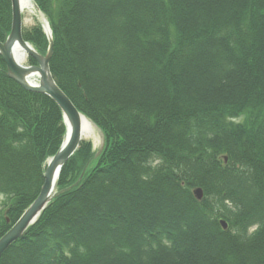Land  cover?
Returning <instances> with one entry per match:
<instances>
[{
  "label": "trees",
  "instance_id": "1",
  "mask_svg": "<svg viewBox=\"0 0 264 264\" xmlns=\"http://www.w3.org/2000/svg\"><path fill=\"white\" fill-rule=\"evenodd\" d=\"M33 2L51 74L104 144H80L0 264H264V0ZM12 18L0 0L2 43ZM23 37L47 55L40 23ZM66 133L0 57V239Z\"/></svg>",
  "mask_w": 264,
  "mask_h": 264
},
{
  "label": "water",
  "instance_id": "2",
  "mask_svg": "<svg viewBox=\"0 0 264 264\" xmlns=\"http://www.w3.org/2000/svg\"><path fill=\"white\" fill-rule=\"evenodd\" d=\"M11 1L13 16L12 31L5 43L0 42V57L7 67L9 77L13 81L28 92L46 95L57 103L63 112L67 133L61 149L49 161L44 176V185L39 197L12 229L0 239V259L15 243L24 237L31 226L36 224L50 202L59 194L64 193V191L57 192V184L61 171L84 141V124L82 121L84 116L56 84L51 74L50 61L54 52V43L50 26L47 24L48 29H44L49 41L48 53L46 56H42L24 40V19L21 9L22 0ZM17 49L23 50L28 58H32L36 62V65L25 66L19 63L15 56ZM33 79L37 80L38 83L33 84L31 82ZM194 196L198 201H202L204 197L202 189L195 190ZM221 225L225 231L228 230L226 221L222 220Z\"/></svg>",
  "mask_w": 264,
  "mask_h": 264
},
{
  "label": "rangeland",
  "instance_id": "3",
  "mask_svg": "<svg viewBox=\"0 0 264 264\" xmlns=\"http://www.w3.org/2000/svg\"><path fill=\"white\" fill-rule=\"evenodd\" d=\"M34 10L30 13V12H26L23 15V19H24V28L28 29L31 28L35 25H37L38 23H42L44 20V17L39 13V11L37 10V8L34 6ZM23 65L28 66V58H26L25 62L23 63ZM32 81L34 82H38L37 80L33 79ZM236 123H240L241 120H236ZM93 143L94 146V151L96 153H98L102 148H103V144H104V138H103V134L102 132L95 127V133H94V138H92L91 140H87ZM3 201V197L0 196V205Z\"/></svg>",
  "mask_w": 264,
  "mask_h": 264
},
{
  "label": "bare ground",
  "instance_id": "4",
  "mask_svg": "<svg viewBox=\"0 0 264 264\" xmlns=\"http://www.w3.org/2000/svg\"><path fill=\"white\" fill-rule=\"evenodd\" d=\"M34 6H35V4H34L33 0H22L21 1L22 15H24V13H26V12L31 13L35 9ZM40 24L42 25L43 29H48L47 24L50 26L49 22L47 20L45 21V19ZM15 56H16L17 61L21 64H23L27 58V55L21 49L16 50ZM31 82L33 84H37L36 82H33V81H31ZM82 121L84 124L83 138L86 141L91 140L92 138H94L95 126L86 117H83Z\"/></svg>",
  "mask_w": 264,
  "mask_h": 264
}]
</instances>
